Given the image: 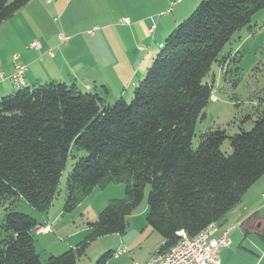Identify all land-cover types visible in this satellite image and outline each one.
Instances as JSON below:
<instances>
[{
    "label": "trees",
    "instance_id": "16d2710c",
    "mask_svg": "<svg viewBox=\"0 0 264 264\" xmlns=\"http://www.w3.org/2000/svg\"><path fill=\"white\" fill-rule=\"evenodd\" d=\"M30 0H0V23ZM264 9V0H200L165 38L130 103L114 105L75 84L49 82L18 87L0 98V264H76L87 242L122 236L128 218L147 194V225L161 236L163 253L184 231L195 236L219 222L264 175V104L250 131L229 136L209 130L192 147L196 123L210 102L204 82L235 33ZM229 141L230 154L220 151ZM84 150L85 157L74 152ZM64 211H73L95 189L123 184L89 223L74 249L42 260L34 246L39 224L14 210L23 201L45 214L56 198L68 158ZM111 252L95 264H106Z\"/></svg>",
    "mask_w": 264,
    "mask_h": 264
},
{
    "label": "rangeland",
    "instance_id": "374dc122",
    "mask_svg": "<svg viewBox=\"0 0 264 264\" xmlns=\"http://www.w3.org/2000/svg\"><path fill=\"white\" fill-rule=\"evenodd\" d=\"M199 1L97 0L95 4L86 1L85 5L82 6V9L84 8L82 14L79 8L75 10L76 0H59L62 6L65 5L66 15H62L59 12L51 13V17H49L50 21L46 20L43 27L40 22L46 19L45 15L40 18V21H30L31 23L28 24L33 31L36 29V33L42 38L45 36L49 37L53 30H59L60 33L57 35V39H55L56 34H54V40L58 47H63L70 39L67 36L68 33L65 32V28L64 30L60 29V25L62 27L66 18H70L74 23L69 27L77 29L80 27L77 22L82 21L83 15L86 13L94 14V17H90L86 21V23L94 25L88 32L89 34L108 32V44L99 47L93 46L91 47V51L95 54V59L98 57L97 61H99L100 65V60H104L105 58L108 60V70L103 75L98 73V75L75 76V78L80 85H82V82H92L93 90L99 91L101 98L104 100L103 105L112 106L120 98H123L128 104L132 100L134 88L143 80L153 58L158 53L154 55L144 73L139 75V79L135 77L138 70L136 68L132 76L134 79L129 78L131 68L128 67H130V64L135 59L134 55L132 57L128 55L129 51L132 53V47L135 48V46H139L140 48L143 46L146 49L148 44L152 42L151 36L145 35L142 37V28L139 27L141 25L144 28L150 27L148 29L150 34H153L157 26L159 29H168L170 27L171 32L180 22L189 17ZM48 2L51 3L52 0H48ZM49 10H54V6L50 5L47 11ZM53 15L56 21H53ZM11 18L0 23V71L5 77H7L8 72L6 74L4 58L9 65L12 60V53H17L18 51L16 50L19 48L17 46L19 34L12 24L23 19V16L20 15L14 19L15 21L9 23L12 20ZM39 23L40 25H38ZM96 25L99 26L93 28ZM103 25H106V27L102 28ZM151 29L152 32H150ZM30 33L33 32L30 31ZM169 33L165 34L164 38L159 40V42H164ZM84 34H87V30H85ZM11 37H13V40L9 41L8 39ZM61 37H65V39L62 40ZM155 39V41L158 40V38ZM5 54L7 55L5 56ZM102 54H105L104 58L100 57ZM138 54L141 56V53ZM20 57L24 64L15 63L11 75L14 73L16 65L23 64L26 66V59L24 56ZM222 58L225 59L223 67H220L218 63H214L211 66L210 72L204 78V82L212 85V95L215 96V101L209 102L202 112L203 117L199 118L196 123L195 134L192 139V147L194 149L198 146L200 137L209 130H224L229 136H233L240 131H250L254 121L261 112L264 104V9L253 16L251 23L247 27L233 35L230 42L224 46L220 53L219 59L221 60ZM119 66H123L121 72H117ZM101 67L103 68V65ZM125 67L126 69H124ZM103 69L105 70V68ZM58 70L65 79H67L71 72L66 67L59 68ZM98 71L100 72L101 70L99 69ZM26 73L27 75L30 74L28 68H26L25 75ZM7 82L8 85L13 87V90H17L11 79H4V83L6 84ZM102 85L108 89V93L102 89ZM12 93L10 92L4 96ZM220 151L224 154L231 153L228 140L221 145ZM74 155L76 157H85L87 154L84 150H81L74 152ZM74 162V159L68 158L60 177L56 198L51 208L45 214H42L46 217L48 212H50L48 214V221L51 223V233L47 235L33 233L34 246L42 260H45L50 255V251L64 252L60 249L63 247L74 249L77 245L84 242L91 232L89 222L94 219L92 218V207L90 206L93 199L98 201L97 198L99 197V201L101 202L107 199L105 204L107 205L110 200L121 199L124 196L123 184H110L104 189L95 188L73 211L69 213L65 212L66 181L68 174L73 169ZM148 191L149 186L145 189L142 202L128 218V227L125 234L127 233V236L129 238L132 237L134 241H141V237H139V234L142 233L141 228L147 227L145 218L148 209L146 202ZM14 210L31 215L37 221L41 219V215L23 201L17 202ZM3 218V210L0 209V223H2ZM161 239L160 235L153 233V237L144 243L141 241L140 246H148L152 249L157 245V240ZM116 243V239L111 237V235H108V237H97L88 241L84 254L77 258L76 264H95L98 258L105 253V247L113 246ZM50 246H57V248L52 249ZM49 248L51 249L50 251Z\"/></svg>",
    "mask_w": 264,
    "mask_h": 264
},
{
    "label": "crops",
    "instance_id": "0c3cea01",
    "mask_svg": "<svg viewBox=\"0 0 264 264\" xmlns=\"http://www.w3.org/2000/svg\"><path fill=\"white\" fill-rule=\"evenodd\" d=\"M86 1L92 4L97 2V0H76L75 10L79 8L82 11L80 13L83 14L84 8L82 9V6L85 5ZM51 3L48 2V0H30L11 18L12 20L9 21V23H12L15 21V18L19 17L20 15L23 16V19L18 20V22H13L12 24L19 34V37H17V46H19V48L16 50L18 51L17 53H12V60L9 65L6 63L4 58L6 74L8 72V75L5 77L0 71V98L6 94H9L10 92L15 91L12 89V86L8 85V82L6 84L4 83V79H10L9 76L11 75L15 63H23L20 56H24L26 59V68H28L30 73L29 75H27V73L25 75V87H34L36 85L49 82L65 83L67 85L75 84L80 91L94 93L101 97L99 91L93 90L92 82H82V85H80L77 82L75 76H91L98 75V73L101 75L105 74L106 70H108V60L106 58L104 60H100L101 65H103V68H105L104 70L99 64V61H97L98 57L95 59V54L92 53L91 47H99L101 45L108 44V32L101 34H89L88 31H90V28L94 25L88 24L86 21L89 20L90 17H94V14L86 13L83 15L82 21L77 22V24L80 26L77 29L69 27L74 23L70 18H66L65 22L62 24V27L60 25V29L64 30L65 28V32L68 33L67 36L70 37V39L67 44H64L63 47H58L56 41L54 40V34H56L55 39H57V35L60 33L59 30H53L49 37L45 36L42 38L38 36L36 29L33 31V29L28 24L31 23L30 21H40V18L44 17L43 15H45L46 19L40 22L43 27V24L46 20L50 21L49 17H51V13L53 14L54 12H59L62 15H66L67 11L65 10V5L62 6V4L59 3V0H52ZM50 5L54 6V10L47 11ZM80 13L76 14L79 15ZM53 21H56L54 15ZM40 23L38 25H40ZM97 26L99 25H96V27L93 28H97ZM105 27L106 25H103L102 28ZM139 28H142V37L145 35L151 36L152 42L148 44L146 49H144L143 46L141 48L139 46H135V48L132 47V53L129 51L128 55L131 57L134 55L135 57V59L132 61V64H130V67H128L131 68L129 75V78L131 77V79H134L132 76L135 72V68L138 69L135 76L137 79H139V75L144 73L152 58L159 51L163 44V42H159V40H162L165 34L169 33L171 30L170 27L168 29H159L157 26L153 34H150L148 32L150 27L144 28V26L141 25ZM85 30H87V34H84ZM30 31L33 33H30ZM155 38H158V43L155 41ZM8 40H13V37ZM32 42H36L39 47L33 49L29 47V44ZM138 53H141V56H139ZM6 55L7 54H5V56ZM100 57L104 58L105 54H102ZM65 67L68 68V70H71L67 79L62 77L61 72L58 70L59 68ZM119 67L117 72H121V70H123V66ZM97 68H99L101 71L99 72V69ZM124 69H126V67ZM102 89L108 93V89L103 85ZM262 194H264V175L245 192L241 201L236 205V207H234L219 222L216 223L217 231L213 235L214 238H219L222 231L224 230L230 231L229 246L227 248L221 249L219 252V258L222 263L264 264V200L262 198ZM97 200L98 201L93 199V202L90 205L92 207V218L94 219H92V221L89 223L95 222L99 213L106 206L105 204L107 199H104V201L101 202L99 201L98 197ZM49 213L50 212H48V214ZM48 214L46 217L43 215L40 216L41 219H38L39 224L51 226V223L48 221ZM141 231L142 233L139 234V237H141V241H143V243L153 237V233H155L148 225L147 227H142ZM33 233L36 234L34 231ZM111 237L116 239L117 243L113 246H106L104 249L105 252L113 253L123 248L126 249L127 252L120 255L117 259H109L106 264H130L132 262L143 264L150 260V258L163 244L162 239L157 240V245L151 249L148 246H140L141 241H134L132 237L129 238L127 236V233L122 236L113 234ZM50 248L56 249L57 246H50ZM50 248L49 251L51 250ZM70 248L71 247H63L60 250L66 252ZM60 252L62 251H50L49 254L52 256H58L64 253Z\"/></svg>",
    "mask_w": 264,
    "mask_h": 264
},
{
    "label": "built area",
    "instance_id": "2783aa9c",
    "mask_svg": "<svg viewBox=\"0 0 264 264\" xmlns=\"http://www.w3.org/2000/svg\"><path fill=\"white\" fill-rule=\"evenodd\" d=\"M152 32V29L151 31ZM62 40L65 37H61ZM29 47L38 48L36 42H32ZM15 58V57H14ZM26 66L18 64L14 68V73L10 76L16 88L25 86ZM215 96L210 95V101H215ZM264 200V194H262ZM217 231L216 223L209 224L205 229L195 236L189 237L184 231L176 233L178 237L177 243L166 252H156L150 260L143 264H224L219 258V252L223 248H227L230 244L229 230L222 231L219 238L213 235ZM36 234L51 233L49 225L38 226L34 229ZM126 249H119L111 253V258L117 259L120 255L126 253ZM130 264H139L132 262Z\"/></svg>",
    "mask_w": 264,
    "mask_h": 264
}]
</instances>
